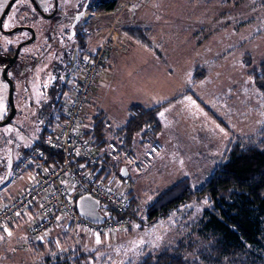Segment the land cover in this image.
I'll use <instances>...</instances> for the list:
<instances>
[{
    "label": "rangeland",
    "instance_id": "rangeland-1",
    "mask_svg": "<svg viewBox=\"0 0 264 264\" xmlns=\"http://www.w3.org/2000/svg\"><path fill=\"white\" fill-rule=\"evenodd\" d=\"M61 1L62 17L66 13L77 12L82 2ZM8 2L0 0V15ZM31 8L29 0H13L0 26V40L6 39L8 45L2 43L0 46L13 47L29 39L31 33L27 29L10 31L17 26H28L34 30L35 36L20 47L19 57L23 58L22 54L28 52L35 58L47 48L44 58L33 68L36 80L47 69L56 75L55 79H62L64 75L73 77L74 62L67 69L61 60L52 62L57 51L55 40L60 43L69 41L65 25L59 23L56 16L44 19L47 20L44 43L41 40L42 25L37 23L39 13L33 10L31 17L25 13ZM84 18L86 47L90 51L94 50L109 27L114 30L122 25L142 24L152 29L153 51L130 39L129 50L119 52L111 61L108 75H104L108 68L101 74L104 75L102 78L109 79L103 106L106 111L112 113L115 109L127 114L132 104L146 108L159 106L155 109L159 126L154 132L148 130L141 155L151 133L160 144V151L152 160H145L140 155L138 166L129 164L133 176L129 186L137 196L135 206L138 200L143 205L153 199L158 190L186 176L193 178L192 189L200 188L222 159L229 141L235 136L250 135L263 120L264 103L256 87L246 77L249 67L243 61L244 54L250 56L254 66L264 61V3L261 1L118 0L113 10L87 12ZM121 41L122 36L117 35L116 42ZM76 51V48H66L70 60L73 61ZM157 51L161 57L155 54ZM195 71L199 75L204 74L193 79ZM8 74L11 76L10 71ZM16 83L21 84V80L16 79ZM96 91L90 102H93V107L100 108L102 94L99 89ZM7 92L8 84L0 76V118L5 114ZM90 104L87 111L92 114ZM212 112L223 120L226 127L217 122ZM18 115L10 123L0 126V149L15 138L22 140L25 148L38 139L42 122L32 117L20 119ZM14 123H19L26 134H11L18 130ZM84 125L88 127L86 121ZM24 184L19 180L3 186L0 205ZM112 185L115 184L112 182ZM104 206L102 201L100 208ZM205 206L206 203L183 205L166 218L151 222L145 220L146 212L142 209L138 219L130 220L125 229L108 233L81 231L82 234L75 239L78 243L69 236L61 239L58 233L51 239L58 241L61 250L77 246L85 255L86 264L135 263L143 249L157 254L164 247L173 251L178 243L196 240L191 249L183 251L188 260L194 261L199 259V251L211 241L210 236L203 237L198 231ZM23 217L13 221H20L18 227L12 229L13 233L5 231L10 225L1 229L0 264H54L51 257L47 258L48 243L28 235L26 230L30 222ZM68 233L71 235L69 230ZM39 242L41 247L37 245ZM257 254L264 263V250Z\"/></svg>",
    "mask_w": 264,
    "mask_h": 264
},
{
    "label": "trees",
    "instance_id": "trees-1",
    "mask_svg": "<svg viewBox=\"0 0 264 264\" xmlns=\"http://www.w3.org/2000/svg\"><path fill=\"white\" fill-rule=\"evenodd\" d=\"M227 1L230 2L231 0ZM258 1L264 3V0ZM117 3L118 0H91L85 9L91 12L110 11L115 8ZM119 29L130 39L137 40L152 51L155 49V44L150 39V33L152 32L150 27H143L142 24H127L119 26ZM72 36L74 46L76 44V50L77 48L79 50L85 48L84 29L74 30ZM13 50L14 48L10 51L13 52ZM155 54L161 57L158 51ZM60 59L63 67L67 69L70 55L66 50L62 51ZM109 59L110 56L108 57L106 68L109 67ZM243 61L245 66L249 67L245 72L246 77L251 85L256 87L257 93H260L259 95H261L264 103V61L254 66L251 64L252 62L248 54L243 55ZM203 74L201 73L200 75L202 76ZM200 75L195 71L193 79L198 78ZM66 82L67 79L64 80L60 87H56V95L50 97L48 102H46V111L39 118V121L44 123L38 134V139L30 147L25 148L21 157L32 147H40L45 154V162H59L61 158L60 151L46 148L44 146V138L51 127L64 118ZM56 83L57 80H53V84ZM95 90L96 85L94 92ZM90 101L88 103H91L90 106L93 107V102ZM158 107L146 108L138 104H132L128 109L124 124L109 134L106 132L109 121L103 111L96 109V112L93 111L90 114L86 110L83 123L86 121V124L89 126L86 127L84 136L95 147V154L98 152L96 156L97 162L88 164L95 165V169L98 168V165H101V168L97 169L95 173L96 178L105 179L108 177L107 179L112 184L113 178L111 175L116 172L119 164H124V162L127 163L128 161L127 158L126 161L119 156L103 152V148L109 139L117 140L120 143L121 150L128 152V155L125 157L135 158L140 155L136 153L135 148L144 144L148 130L154 132V129L159 126L155 115V109H158ZM95 108L93 107V109ZM211 115L214 116L213 112ZM216 119L219 124L226 127L221 118L216 117ZM151 134L150 136L154 138L153 133ZM101 156H106L104 164L100 162ZM108 159L111 160L107 161ZM88 164H85V169L94 173L96 170H89L87 168ZM139 164L140 162H137L132 165L138 166ZM192 181L193 178L191 179L188 176L183 177L158 190L154 198L147 203L141 205L138 200V205L128 212V216L131 219H138L139 213L144 209L146 212L145 220L151 222L166 218L180 206L206 203L203 217L198 223V231L203 237L210 236L211 241L199 251V259L194 261L188 260L183 254L186 248L191 249L196 243V240H190L185 243H178L173 251L164 247L157 254H153L149 250L146 252L143 249L137 261L130 264H264L260 259V255L257 254L258 251L264 250V118L250 135L245 137L235 136L229 141L223 151L222 159L200 188L192 189ZM113 183L115 182L113 181ZM125 190L131 200L134 201L136 196L129 190ZM11 196L3 202H8ZM78 197L76 196L74 200L76 201ZM102 201L100 200V205ZM103 202L105 206L101 211L105 215V220L124 218V213L120 214L116 212L109 204L105 201ZM26 211L35 212L36 218H30L29 222L39 218L35 207L29 208ZM25 212L19 217H22ZM66 222H60L59 227L52 229L42 239L31 236L28 226L27 232L34 240H44L45 243H48L47 258L51 257L54 264H86L85 255L77 246H67L65 250H61L58 248V241L51 239L53 234L58 233L57 235L61 239L69 236L75 243H78L69 235L68 230L70 225L68 226ZM12 223L13 221L7 226ZM79 236L80 234H78ZM37 245L41 247L42 243L39 242Z\"/></svg>",
    "mask_w": 264,
    "mask_h": 264
},
{
    "label": "built area",
    "instance_id": "built-area-1",
    "mask_svg": "<svg viewBox=\"0 0 264 264\" xmlns=\"http://www.w3.org/2000/svg\"><path fill=\"white\" fill-rule=\"evenodd\" d=\"M110 28L93 51L86 46L77 49L74 58L75 82L64 102V118L52 126L44 138L46 148L60 151L59 162H45V154L40 147H32L22 155L12 168L11 179L16 182L26 176L28 181L8 202L0 205V229L7 227L32 207L37 209L39 218L30 221L28 231L31 236L41 239L59 227L62 221H67L71 236L76 239L78 234H82L81 231L108 233L125 229L132 220L128 212L135 205L127 191L113 186L109 179L104 181L103 178H96L97 170L93 173L85 169V164L97 162L95 147L84 136L86 127L83 120L88 102L106 68L110 52H127L131 44L130 38L119 27L114 30ZM117 35L122 36L121 43L116 42ZM145 148L143 155H140L145 160H152L160 151V144L149 136ZM103 152L124 160L127 158L129 164L140 162L142 158L140 155L135 158L125 157L128 152L122 151L120 143L115 139L106 142ZM84 194L105 201L116 212L124 213V218L106 219L98 224L85 220L77 212L74 200L76 196Z\"/></svg>",
    "mask_w": 264,
    "mask_h": 264
},
{
    "label": "flooded vegetation",
    "instance_id": "flooded-vegetation-1",
    "mask_svg": "<svg viewBox=\"0 0 264 264\" xmlns=\"http://www.w3.org/2000/svg\"><path fill=\"white\" fill-rule=\"evenodd\" d=\"M31 2V5L33 6V9L31 8L29 12L27 13L30 17L33 16L30 12L33 10L38 12L40 17L38 19L39 24L42 25V33H41V40L42 42H46L47 36H46V22L47 18H54L55 16L57 17L58 22H62L66 26V36L68 42H58L55 39V47L56 49H60V53L64 50H66L67 47H72L74 49L76 47V44L74 46V42L72 41V35L73 31L76 29H83L84 26V21L86 18L85 14L88 11L87 6L89 1L91 0H82L81 6L77 12H69L66 13L63 17L62 14L60 13V2L61 0H46L42 2V5H39L35 0H29ZM52 1V4L50 2ZM65 2H74L76 1L77 3L79 0H64ZM24 13V14H25ZM18 29H24V28H18ZM0 71L2 78H4L8 84V92H7V105L5 104L4 112L5 114L1 116L0 121L4 120L8 114L10 113L11 107L9 105V91H10V85L9 81H12V101L14 102V113L11 118V120L19 114L20 119H30L31 117L34 119H37L39 121V118L43 115V112L46 111L45 105L46 102H48V99L52 96H55V90L56 87H60L62 83L64 82V76L62 79L56 78L57 83L53 84V80L55 79V74L48 70L45 71L43 76H39L37 78V81L34 84H29L30 80H21V84L16 83V79H19V76L23 74V70L21 66L18 63H12L11 65H8L10 56L13 55V52L7 49V55L3 54L2 50L6 49V47L3 48V46L0 47ZM11 54V55H10ZM5 55V56H4ZM71 59V57H70ZM73 61H69V65H73ZM6 67V69H5ZM5 69V73H4ZM11 72V76H9L8 72ZM9 78V79H6ZM17 93V94H16ZM95 93V92H94ZM52 99V98H51ZM9 121V123L11 122ZM44 122H42L43 124ZM14 128H17L18 130H13L11 134H19L23 136L26 134L25 129L22 130V126L20 124L14 123ZM1 126V125H0ZM1 135L3 136V131L1 132ZM3 138V137H2ZM4 141V140H2ZM22 140L19 138H15L13 142L9 141V143H5L2 145V148L0 149V189L4 186L7 187V185L12 182V179L10 177L11 175V170L14 166L15 163L18 162V160L21 157L22 152L25 151V147L22 146ZM128 162V161H127ZM129 165V162L127 163Z\"/></svg>",
    "mask_w": 264,
    "mask_h": 264
},
{
    "label": "crops",
    "instance_id": "crops-1",
    "mask_svg": "<svg viewBox=\"0 0 264 264\" xmlns=\"http://www.w3.org/2000/svg\"><path fill=\"white\" fill-rule=\"evenodd\" d=\"M39 5H42V2H44V0H35ZM116 7V6H115ZM5 16V15H4ZM59 23H62V22H59ZM65 25V24H64ZM13 28H11L10 30H12ZM65 31H67L66 30V26H65ZM12 32V31H11ZM104 39V37L101 39V41ZM1 42H0V44H2V43H7V40L6 39H1L0 40ZM100 41V42H101ZM99 42V43H100ZM7 45H8V43H7ZM98 45V44H97ZM1 47V46H0ZM14 48V50H13V53H14V51H15V48H16V44L13 46V47H6V49H4V50H2L3 52V54H6L7 55V49L8 50H11V49H13ZM95 48H96V46H95ZM94 48V49H95ZM0 50H1V48H0ZM46 52H47V48H45L40 54H38L35 58H33L32 57V55H28V52H26V53H24V54H22V57L23 58H20L19 57V51H18V55H17V62L16 63H18L19 62V65L21 66V68H22V70H23V74L21 75V76H19V79L20 80H30L29 82H31L32 84H33V82L36 80V76H35V74H34V71H33V68L35 69V67H36V65H37V63H38V61L39 60H42L43 58H44V56H45V54H46ZM62 53V52H61ZM61 53H60V49L58 48L57 49V51H56V54H53V58H52V62L54 63V62H60V56H61ZM119 52L118 51H116V50H112V52L110 53V60H109V67H108V69L109 70H107L105 73H104V75H108L109 74V71H110V68H111V61H113V60H115L116 58H117V54H118ZM11 55V54H10ZM26 55H27V57H26ZM75 55H76V53H75ZM5 56V55H4ZM25 58H27V59H25ZM74 58H75V56H74ZM25 59V60H24ZM107 68H105L104 70H106ZM103 70V71H104ZM72 73H73V77L72 76H68V77H66V75H64V80L65 79H67V82H66V88L68 89H66L65 90V97H64V102L66 101V98H67V96H68V93H69V91L71 90V88L73 87V85H74V72H73V70H72ZM104 75H100V77H99V81H98V83L96 84V89H99V91H100V93L102 94L101 95V98H102V100H103V103L100 105L101 107L100 108H95V109H93V111H95L96 112V109H99V110H102L103 111V113H104V115L106 116V118L108 119V124H107V128H106V132H107V134H109V133H112V132H114L116 129H118L119 127H121L123 124H124V121H125V119H126V117H127V114H128V112H127V114H124V113H122V112H116L115 111V109H112V113L110 112V111H106L105 109H104V103H105V101H106V95H105V90H106V88H107V85L109 84V79L108 80H106V79H104V78H102ZM37 81V80H36ZM35 81V82H36ZM30 84V83H29ZM95 93H97V91L95 90ZM95 93H94V97H95ZM55 95H56V93H55ZM94 116H95V114H94ZM94 118V117H93ZM87 126H89V125H87ZM141 147H143V144H141V146H137L136 148H135V150H136V153H138V154H141ZM97 154H98V152H97ZM106 157V156H105ZM105 157H103V156H101L100 157V162H104V160H105ZM109 160H111V159H108L107 161H109ZM113 160V159H112ZM98 162H99V159H98ZM105 163V162H104ZM103 163V164H104ZM126 166L127 167V169L125 170V169H123V166ZM95 167V165H87V168H89V170H97V169H99V168H101V165H98V168L97 169H95L94 168ZM135 167V166H134ZM111 177L113 178V181L115 182L114 184L116 185V187H118V188H123V189H127V190H129L130 192H132L133 194H134V191H133V189L129 186V184H130V182L133 180V176L131 175V169H130V167H129V165L127 164V163H125L124 162V164H119L118 165V167H117V169H116V172L113 174V175H111ZM23 178V177H22ZM21 181L23 182V183H25L26 184V182L28 181V178L26 177V176H24V179L22 180L21 179ZM112 181V182H113ZM24 184V185H25ZM135 195V194H134ZM136 196V195H135ZM137 197V196H136ZM101 209V208H100ZM24 216V217H23ZM23 218H26V220H28V219H30V218H36V216H35V212L34 211H26L24 214H23ZM19 222L20 221H16V222H13L12 224H10V226L8 227V231L6 232V233H13V230L12 229H15V227H18V225H19ZM15 223H17V224H15ZM2 230H0V232H1ZM27 231V230H26ZM28 233V232H27ZM29 235V234H28ZM30 236V235H29ZM32 238V237H31ZM44 241V240H43Z\"/></svg>",
    "mask_w": 264,
    "mask_h": 264
},
{
    "label": "water",
    "instance_id": "water-1",
    "mask_svg": "<svg viewBox=\"0 0 264 264\" xmlns=\"http://www.w3.org/2000/svg\"><path fill=\"white\" fill-rule=\"evenodd\" d=\"M13 0H9V2L7 3L6 7L4 8L2 14L0 15V26L2 23V19L4 17V15L7 13L10 5L12 4ZM18 28H24L29 30V32L31 33V37L25 41L19 42L16 45L15 51L13 53L12 56H10L8 65H11L13 62L16 63L17 62V55H18V51L20 49V47L25 44L26 42L31 41L34 36H35V32L32 28L28 27V26H17L16 28H13L10 31H15L18 30ZM6 69V67H5ZM5 69H4V73H5ZM9 79V78H6ZM9 81V85H10V91H9V105L11 107L10 113L8 114V116L0 121V125H3L5 123H8L14 113V102L12 101V81ZM123 169H127V167L124 165ZM75 206H76V210L79 213V215L84 218L85 220L91 222V223H103L105 221V215L104 213L101 211L100 209V200L94 196H91L89 194H84L79 196L76 201H75Z\"/></svg>",
    "mask_w": 264,
    "mask_h": 264
},
{
    "label": "snow or ice",
    "instance_id": "snow-or-ice-1",
    "mask_svg": "<svg viewBox=\"0 0 264 264\" xmlns=\"http://www.w3.org/2000/svg\"><path fill=\"white\" fill-rule=\"evenodd\" d=\"M85 59H87V57H85ZM81 167H83V165H81ZM17 215H19V213ZM57 219H59V218H57ZM5 231H7V229H5ZM9 234H11V233H9ZM97 242H99V236H97Z\"/></svg>",
    "mask_w": 264,
    "mask_h": 264
}]
</instances>
